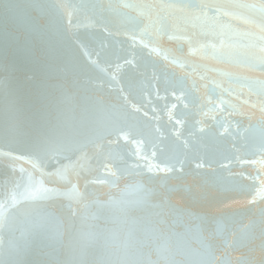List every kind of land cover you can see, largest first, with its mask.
<instances>
[{
    "label": "water",
    "instance_id": "1",
    "mask_svg": "<svg viewBox=\"0 0 264 264\" xmlns=\"http://www.w3.org/2000/svg\"><path fill=\"white\" fill-rule=\"evenodd\" d=\"M0 264H264V0H0Z\"/></svg>",
    "mask_w": 264,
    "mask_h": 264
}]
</instances>
